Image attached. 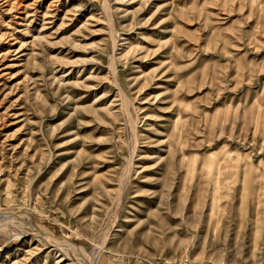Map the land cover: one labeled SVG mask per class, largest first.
Masks as SVG:
<instances>
[{"label":"rangeland","instance_id":"1","mask_svg":"<svg viewBox=\"0 0 264 264\" xmlns=\"http://www.w3.org/2000/svg\"><path fill=\"white\" fill-rule=\"evenodd\" d=\"M0 264H264V0H0Z\"/></svg>","mask_w":264,"mask_h":264}]
</instances>
